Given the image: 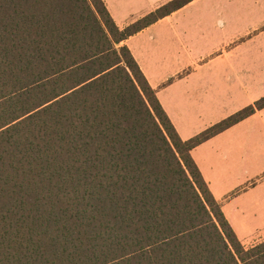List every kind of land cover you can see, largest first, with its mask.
Here are the masks:
<instances>
[{"label":"trees","instance_id":"16d2710c","mask_svg":"<svg viewBox=\"0 0 264 264\" xmlns=\"http://www.w3.org/2000/svg\"><path fill=\"white\" fill-rule=\"evenodd\" d=\"M168 7L0 0V264H264L191 155L264 97L182 140L122 43Z\"/></svg>","mask_w":264,"mask_h":264},{"label":"crops","instance_id":"0c3cea01","mask_svg":"<svg viewBox=\"0 0 264 264\" xmlns=\"http://www.w3.org/2000/svg\"><path fill=\"white\" fill-rule=\"evenodd\" d=\"M103 1L120 29L170 4L167 12L122 43L182 140L264 97L263 47L232 54L240 38L251 37L257 29L263 33L257 12L245 11L248 21L239 20L232 0ZM252 4L250 11L264 8V0ZM191 155L237 237L264 229L249 223L264 219V107L202 142ZM237 189L248 193L225 203ZM234 213L241 216H230Z\"/></svg>","mask_w":264,"mask_h":264},{"label":"rangeland","instance_id":"374dc122","mask_svg":"<svg viewBox=\"0 0 264 264\" xmlns=\"http://www.w3.org/2000/svg\"><path fill=\"white\" fill-rule=\"evenodd\" d=\"M236 1L237 0H232V7H233L234 15L236 17L238 16L239 20L248 21L247 19L246 20L243 19V17H244L243 15H246L245 11L247 13L257 12L258 13V19L262 15V17H261L262 21L258 20V25L259 24H263V22H264V8H260L257 11H250V8L253 5L252 4V0H246V3H244L245 0H242L241 4H237ZM246 7H248V8H246ZM260 29L264 30V24L261 25ZM263 34H264V31H263V33L259 34V30L257 29V30H253L251 32V37H242V38H240L236 42V44H234L232 46L233 47L232 54H234V53H236L238 51H244L246 49L250 50L252 47H255L257 45L258 46H262L263 47V51H264V35ZM247 193H248V191H246V189L233 190L232 192H230L229 196H226L225 203L235 201L236 199L240 198L241 196L246 195ZM254 204H256V205L258 204L257 200H256V202H254ZM230 216L240 217L241 214L234 213V214H230ZM242 216H245V215H242ZM232 221H233V223H235L236 220H232ZM240 222H244V221H240ZM249 223L252 224V225L254 223H257L261 227H264V219L260 220V221H257V222L251 221ZM236 227L238 229V226H236ZM261 239H264V229H260L259 231L252 232L251 236H249V237L240 238L241 242L244 244L245 247H248V246L258 242Z\"/></svg>","mask_w":264,"mask_h":264}]
</instances>
